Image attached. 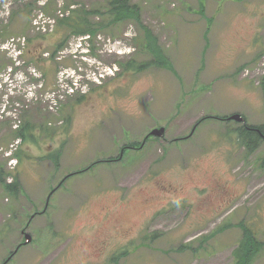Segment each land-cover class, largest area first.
Segmentation results:
<instances>
[{"label":"rangeland","instance_id":"obj_1","mask_svg":"<svg viewBox=\"0 0 264 264\" xmlns=\"http://www.w3.org/2000/svg\"><path fill=\"white\" fill-rule=\"evenodd\" d=\"M109 1L0 0V264H236L242 223L264 243V134L247 149L254 132L215 117L264 128V0H127L140 23L90 38L56 25L107 24Z\"/></svg>","mask_w":264,"mask_h":264},{"label":"trees","instance_id":"obj_2","mask_svg":"<svg viewBox=\"0 0 264 264\" xmlns=\"http://www.w3.org/2000/svg\"><path fill=\"white\" fill-rule=\"evenodd\" d=\"M199 1V10H202L203 4ZM75 14L69 15V16H64L61 18H56V25L59 27H62L64 30L68 32H71L73 34H77L80 36H87L89 35L90 37L93 36L98 28H105L108 25H113L118 22H122L125 20H136L138 23H140L139 16H140V11L137 5L129 3L127 0H111L108 3V9L107 12L110 15L109 20L107 24H101V25H92V23L89 22L88 18H86L87 15H85L82 11H75ZM90 13V12H89ZM142 29L144 31L145 37H147V40L145 41L144 45L146 48L148 46H151L150 41L148 40L150 36H152V31L149 30L148 28L142 26ZM148 52L151 54L153 58V63L156 64L157 62L160 64H164V60H160L161 55L156 54L155 51H151L150 48H147ZM31 61L34 60V57L30 58ZM131 65L133 63L130 61L129 63L126 64L127 69H131ZM146 64L143 65H138V68H145ZM211 118V116L203 117L199 119L195 125L194 128H196L200 123H202L204 120ZM219 118L221 120H227L228 118L226 117H215ZM244 128L250 130L251 132H254L252 137L246 139H242L241 142L245 143V146L247 149H252L256 146L259 137H260V132L264 134V128L262 127H255V126H243ZM242 127V128H243ZM27 128V125L22 126V128L19 130L20 134L24 135L25 129ZM242 130V129H241ZM240 130V131H241ZM18 132V131H17ZM262 136V135H261ZM150 138V134L146 136V140ZM115 159V158H113ZM113 159H110L108 161H113ZM116 160V159H115ZM12 186H15V183L12 184ZM57 188L55 187L52 189L48 195V200L52 193L56 190ZM241 229H243V236L236 247L234 251L235 259H236V264H251L253 261L254 257L257 254V251L260 249V247L264 246V243L261 242L254 234V232L246 227L243 223L241 224ZM23 244V243H22Z\"/></svg>","mask_w":264,"mask_h":264},{"label":"water","instance_id":"obj_3","mask_svg":"<svg viewBox=\"0 0 264 264\" xmlns=\"http://www.w3.org/2000/svg\"><path fill=\"white\" fill-rule=\"evenodd\" d=\"M229 118L230 119H234L236 121H242V117L239 114L231 115ZM164 132H165V128L164 127H159V128L153 129L150 132V134L152 136H155V137H162ZM25 237H26V241H29L31 239L28 234H26Z\"/></svg>","mask_w":264,"mask_h":264},{"label":"crops","instance_id":"obj_4","mask_svg":"<svg viewBox=\"0 0 264 264\" xmlns=\"http://www.w3.org/2000/svg\"><path fill=\"white\" fill-rule=\"evenodd\" d=\"M243 7V6H242ZM162 14V13H161ZM205 27H207V25H203L202 23H201V25H200V28H201V30H203ZM202 36H203V34H202ZM202 41H203V39H202ZM159 70H162L161 72H164V74H166V75H168V73H169V75L168 76H172V73H170V71L169 70H167V69H159ZM171 74V75H170ZM187 78V77H186ZM226 115V114H225Z\"/></svg>","mask_w":264,"mask_h":264}]
</instances>
